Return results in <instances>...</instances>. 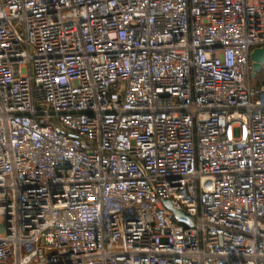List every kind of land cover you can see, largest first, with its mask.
Returning <instances> with one entry per match:
<instances>
[{
	"label": "built area",
	"instance_id": "obj_1",
	"mask_svg": "<svg viewBox=\"0 0 264 264\" xmlns=\"http://www.w3.org/2000/svg\"><path fill=\"white\" fill-rule=\"evenodd\" d=\"M263 47L264 0H0V264H264Z\"/></svg>",
	"mask_w": 264,
	"mask_h": 264
},
{
	"label": "water",
	"instance_id": "obj_2",
	"mask_svg": "<svg viewBox=\"0 0 264 264\" xmlns=\"http://www.w3.org/2000/svg\"><path fill=\"white\" fill-rule=\"evenodd\" d=\"M250 59L252 61V75H254L256 72L260 71L262 68V65L264 64V47L263 48H255L250 53ZM166 204L170 207L168 202ZM174 215L177 219L186 221L187 224L191 225V220L188 214L181 210H173Z\"/></svg>",
	"mask_w": 264,
	"mask_h": 264
},
{
	"label": "rangeland",
	"instance_id": "obj_3",
	"mask_svg": "<svg viewBox=\"0 0 264 264\" xmlns=\"http://www.w3.org/2000/svg\"><path fill=\"white\" fill-rule=\"evenodd\" d=\"M258 73H260V72H258ZM258 80H259L258 77L253 79L254 82H256Z\"/></svg>",
	"mask_w": 264,
	"mask_h": 264
}]
</instances>
